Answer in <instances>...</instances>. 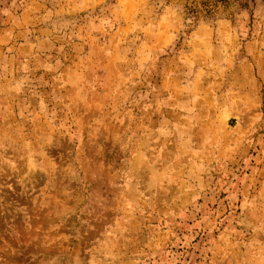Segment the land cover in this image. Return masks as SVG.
Wrapping results in <instances>:
<instances>
[{
  "label": "rangeland",
  "instance_id": "1",
  "mask_svg": "<svg viewBox=\"0 0 264 264\" xmlns=\"http://www.w3.org/2000/svg\"><path fill=\"white\" fill-rule=\"evenodd\" d=\"M245 3L0 0V264H264Z\"/></svg>",
  "mask_w": 264,
  "mask_h": 264
},
{
  "label": "trees",
  "instance_id": "2",
  "mask_svg": "<svg viewBox=\"0 0 264 264\" xmlns=\"http://www.w3.org/2000/svg\"><path fill=\"white\" fill-rule=\"evenodd\" d=\"M247 3H245V6L247 5H249V3H248V1H252V2H254V1H256V0H245ZM218 2H219V0H218ZM217 4V1L215 2V4L214 5H216ZM207 8H208V11H207V13L208 14H211V16H213V14H212V10L210 11V5H208L207 6Z\"/></svg>",
  "mask_w": 264,
  "mask_h": 264
}]
</instances>
